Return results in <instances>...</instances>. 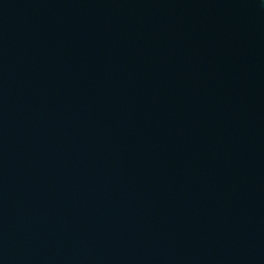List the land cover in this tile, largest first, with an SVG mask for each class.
Segmentation results:
<instances>
[{"label": "water", "instance_id": "water-1", "mask_svg": "<svg viewBox=\"0 0 264 264\" xmlns=\"http://www.w3.org/2000/svg\"><path fill=\"white\" fill-rule=\"evenodd\" d=\"M0 264H264V0H0Z\"/></svg>", "mask_w": 264, "mask_h": 264}]
</instances>
